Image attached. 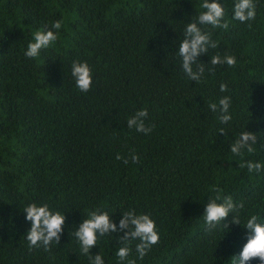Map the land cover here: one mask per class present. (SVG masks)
<instances>
[{
	"label": "trees",
	"instance_id": "1",
	"mask_svg": "<svg viewBox=\"0 0 264 264\" xmlns=\"http://www.w3.org/2000/svg\"><path fill=\"white\" fill-rule=\"evenodd\" d=\"M203 2L0 0V264H89L72 233L90 211H107L117 228L129 210L154 220L159 242L143 260L139 241L127 244L136 264H233L247 243V219L264 226V170L240 167L264 164V0H253L256 17L244 23L233 18L235 0H219L229 27L200 25L218 46L200 57L197 83L178 47L186 24L206 11ZM57 20V40L27 58L34 33L57 32ZM217 54L236 65L212 66ZM74 61L92 70L86 94L71 75ZM225 96L232 119L221 124L207 105ZM142 109L154 126L149 135L127 128ZM244 131L257 135L255 151L235 156L231 143ZM216 195L244 204L241 225L230 214L229 228L209 230L202 217ZM32 203L66 217L49 251H30L24 238L31 223L23 210ZM122 235L98 236L91 255L120 264Z\"/></svg>",
	"mask_w": 264,
	"mask_h": 264
},
{
	"label": "clouds",
	"instance_id": "2",
	"mask_svg": "<svg viewBox=\"0 0 264 264\" xmlns=\"http://www.w3.org/2000/svg\"><path fill=\"white\" fill-rule=\"evenodd\" d=\"M201 7L206 11L201 12L195 20L186 24L184 31V40L178 47V55L182 59V69L186 76L195 82H200L204 75L205 68L203 64H198L202 55H207L209 48H216L218 45L211 38V35L202 31L200 25H210L213 28L228 29L227 22H222L224 17V9L217 2L209 3V0H204ZM234 19L241 23L249 20H254L256 17V6L253 0H235L234 4ZM63 21L57 20L53 22L52 30H38L33 35V42L27 45L25 56L27 58H36L40 55L42 49L50 47L58 38L57 33L61 29ZM237 61L234 56L227 55L223 58L220 55L211 57L210 64L212 66L226 64L229 67H234ZM193 65H197L194 70ZM71 75L75 80L76 87L82 93L91 91L93 84L92 70L87 62L74 61L71 66ZM220 91L227 92L228 86L225 83L220 84ZM212 112H219L218 119L221 124H228L232 116L230 114L231 97L225 96L219 99L217 103L207 105ZM148 118L147 109L137 111L127 120V128L135 129L139 133L149 135L153 131L154 126H146L145 120ZM220 133H226L223 128ZM257 143V135L244 131L239 137L231 143V153L235 156H241L246 150L248 153L255 151L254 145ZM117 160H123L124 164H128V159L117 155ZM140 157L134 153L131 155V161L138 163ZM241 168H247L249 173H259L264 170V164L248 161L240 165ZM219 192V189L216 190ZM222 201V202H221ZM244 208L243 203L236 204L231 196L221 197L216 195L209 199L206 204L203 220L209 230L214 229L217 225L223 223L226 228L229 224L225 221L232 214V224L241 225L239 219V211ZM26 213V220L31 223V228L24 237L28 241V247L31 251L34 248L43 247L45 251L50 250V245L55 242L60 244L61 236L64 231L66 217L60 212H53L47 204L39 206L35 203L28 205L23 210ZM89 218L83 219L79 227L73 231V235L79 242L81 253L88 256L89 264H104L103 257L91 255L93 247L97 246L98 236L104 237L115 232H122L119 243L123 246L119 247L115 255L119 258L120 264H136V261L129 260L130 249L127 246L128 242L138 240L136 252L139 259L144 257L151 250L152 246L159 242V235L156 231V224L149 215L136 214L134 210H129L123 213V218L117 224L112 221L107 211L100 212L90 211ZM258 217L253 215L247 219L243 227L247 230V243L244 245L242 252L233 257V264H249L253 259H258L261 264H264V226L258 223Z\"/></svg>",
	"mask_w": 264,
	"mask_h": 264
}]
</instances>
